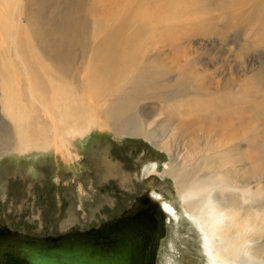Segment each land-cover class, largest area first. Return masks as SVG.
I'll return each instance as SVG.
<instances>
[{
	"label": "rangeland",
	"instance_id": "obj_1",
	"mask_svg": "<svg viewBox=\"0 0 264 264\" xmlns=\"http://www.w3.org/2000/svg\"><path fill=\"white\" fill-rule=\"evenodd\" d=\"M198 1L200 10L191 17L164 24L173 34L167 41L140 39L142 63L132 69L133 86L97 96L87 69L107 35L94 0H12L6 6L0 0V226L29 236L82 231L118 217L141 190L156 189L174 203L176 215L156 264H209L175 182L191 180L200 162L217 153L229 157L227 176L238 185V177L245 178L251 193L260 190L247 202L261 203L259 217L243 236L255 240L251 256L264 257V26L235 25L241 10L232 1ZM136 4L121 3L111 16ZM8 83L23 94L18 105L29 114L23 133L4 112ZM53 96L58 110L46 106ZM123 123L158 133L167 151L145 137L121 134ZM56 131L64 145L56 142ZM40 132L43 143L18 142L17 134L31 140ZM238 190L229 196L243 214Z\"/></svg>",
	"mask_w": 264,
	"mask_h": 264
},
{
	"label": "bare ground",
	"instance_id": "obj_2",
	"mask_svg": "<svg viewBox=\"0 0 264 264\" xmlns=\"http://www.w3.org/2000/svg\"><path fill=\"white\" fill-rule=\"evenodd\" d=\"M11 1L12 0H2L4 6L10 4ZM219 1L223 2L225 5L227 4V6L228 4L231 5L230 1H232V7L241 10L240 16L237 18L234 17L236 20L235 25H246L249 27L253 26L256 22L259 26H264V17H261V15L264 14V6L261 5V2L264 0ZM94 2L96 4V11L100 14L102 13L99 16L104 18L103 22L105 23V34L107 35L106 39L103 38L101 42L94 47L93 58L89 62L87 69L90 77L92 78L94 91L97 96L102 94L105 96L107 93L108 95H114L116 92H121L122 90L124 92V90L126 91L131 85L133 86L132 80L135 79V72H132V69L142 63V60L139 63V59L142 58V55H140L141 48L139 46L140 41H143L140 40L141 38L145 36V38L147 37V40L151 43L154 42L155 38L157 39L155 43L165 42L167 41V34L170 32V27H165V23L166 25L167 23H179V16L184 15L185 18H189L191 15L200 10V3L198 0H177V2H174V0H94ZM132 2L137 3L134 10L127 12V8H124L120 11V15L111 16V14L115 13L121 3L132 4ZM77 3L75 2L74 4L79 5V1ZM177 4L179 5V10L174 11V7H178ZM143 12H145L144 15ZM190 12H192L191 15L189 14ZM92 15L98 16V14H95L94 11ZM170 33L172 34V32ZM171 34L169 35L171 36ZM182 35L183 34H180L177 38ZM52 56L55 58L54 55ZM58 71L61 72V74L64 72L60 70ZM32 82L33 81H28L29 90L34 86ZM13 89H15V87ZM13 89L11 88L10 83H8L6 88L2 90L5 93L4 96L1 95L5 99L3 100L4 108L6 109L4 112L5 115L8 114L12 124L19 128V132L23 133L26 125L29 126V114L24 105H18V103H20L19 96H21V94H17L16 92L19 91ZM60 90L62 91V89H58V91L54 93L61 92ZM34 92H36V90H34L33 93ZM20 93H22V91H20ZM33 93H30L32 99H34ZM54 97L55 96L47 102L46 106L50 109L55 108L58 110L56 106L57 101L54 102ZM34 126H32V130ZM119 131H121V134L122 132H125L134 136L145 137L155 146L164 148L166 151L168 149V141H164V143H162V139L159 137L160 135L158 133L147 130L145 126L141 124L132 123L131 125H128L123 123L119 128ZM34 133L36 132L34 131ZM45 135L46 134L44 133H38V135L31 140L25 139V137L20 140V137L22 136L17 134V139L18 142L38 141L39 143H43ZM61 135L58 131H56V142L64 145L62 138L63 135ZM224 135L227 137L226 133H224ZM63 152L66 154L65 158L67 160L72 159L73 156L66 146L63 147ZM205 163L211 165L206 167ZM229 164L230 161L227 155L222 157L217 153H212L200 162L195 169V176L192 177L191 180L189 179L186 183L183 181V183L179 181L175 182V185L179 190L178 197H180L183 207L195 219V224L198 227L199 232H201L200 235L202 236L204 250L207 253L206 255H208V259H210L209 264H248L250 262H253L254 264H264V257H258L257 259L255 256H251L250 254V251L253 249L250 242L255 240L248 239L247 241L243 236L244 231H246V229L250 227L253 222L251 219L259 217V208L261 207L259 205H261V203L254 199L255 205L250 206L247 202L248 200L253 199L254 196L260 195V190L258 189L256 192L251 193V190H249V188L247 189V180H245V178L240 177V180L238 177L241 183L238 185L236 177L233 178L231 176H227L226 173L229 172L231 168L226 167L225 165ZM166 172L174 173L175 169L167 168ZM184 179L186 178L184 177ZM233 189H239L238 191H240V204L243 202L246 203V207L244 209L245 212L243 214H240L236 208L238 206L236 201L237 199H235L236 197L229 196ZM150 190L151 189L144 190V193H146L149 198H152V200L159 203V208L165 214L167 230V224L169 223L170 218L176 217L174 214V203L171 204L165 200L163 195L156 189ZM233 193L234 192H232V194ZM246 193H248L249 196H246ZM235 216L241 219V223H239L238 219L235 222Z\"/></svg>",
	"mask_w": 264,
	"mask_h": 264
},
{
	"label": "water",
	"instance_id": "obj_3",
	"mask_svg": "<svg viewBox=\"0 0 264 264\" xmlns=\"http://www.w3.org/2000/svg\"><path fill=\"white\" fill-rule=\"evenodd\" d=\"M165 235V214L143 191L118 217L82 231L29 236L0 226V264H156Z\"/></svg>",
	"mask_w": 264,
	"mask_h": 264
},
{
	"label": "flooded vegetation",
	"instance_id": "obj_4",
	"mask_svg": "<svg viewBox=\"0 0 264 264\" xmlns=\"http://www.w3.org/2000/svg\"><path fill=\"white\" fill-rule=\"evenodd\" d=\"M144 154H146V155H147V150H146V149L144 150ZM141 191H143V190H141ZM141 191H140V192H141Z\"/></svg>",
	"mask_w": 264,
	"mask_h": 264
}]
</instances>
